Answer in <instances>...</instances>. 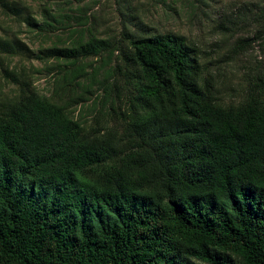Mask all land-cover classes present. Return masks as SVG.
I'll list each match as a JSON object with an SVG mask.
<instances>
[{
	"label": "trees",
	"instance_id": "trees-1",
	"mask_svg": "<svg viewBox=\"0 0 264 264\" xmlns=\"http://www.w3.org/2000/svg\"><path fill=\"white\" fill-rule=\"evenodd\" d=\"M0 10L46 39L87 23L49 2L39 20L23 2ZM85 32L37 55L50 97L26 67H2L17 90L0 97V264H264V70L226 106L185 38ZM21 52L0 35L1 64ZM96 86L88 126L74 110Z\"/></svg>",
	"mask_w": 264,
	"mask_h": 264
},
{
	"label": "rangeland",
	"instance_id": "rangeland-1",
	"mask_svg": "<svg viewBox=\"0 0 264 264\" xmlns=\"http://www.w3.org/2000/svg\"><path fill=\"white\" fill-rule=\"evenodd\" d=\"M31 8L36 19L41 18L45 3L57 5L61 14L82 16L87 20L83 27L75 20L68 27H59L49 39L39 37L37 29L16 17H6L0 10V35L17 38L29 49L15 58L0 61V97L11 96L17 88L2 76V67H26L34 76L38 93L52 95V76L48 64L38 60L42 50L61 39H67L70 31L84 29L85 34L115 41L123 31L149 35H177L183 37L196 50L203 69L218 81V96L226 106L244 101L248 79L264 70V0H14ZM70 3V4H68ZM58 5H62L59 8ZM22 15V19H23ZM20 19V18H19ZM245 42L241 49L239 43ZM24 53V54H23ZM107 53L85 60L88 72L104 65ZM113 63L102 68L99 79H109ZM48 68V69H46ZM206 72V73H207ZM88 83V82H87ZM99 86L89 101L75 108V117L91 125L97 110ZM96 102V103H95ZM96 104V105H95Z\"/></svg>",
	"mask_w": 264,
	"mask_h": 264
}]
</instances>
